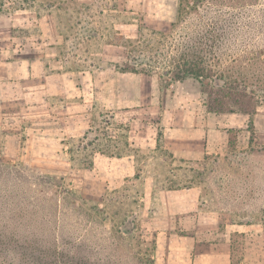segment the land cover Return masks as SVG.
I'll return each mask as SVG.
<instances>
[{"label": "rangeland", "instance_id": "374dc122", "mask_svg": "<svg viewBox=\"0 0 264 264\" xmlns=\"http://www.w3.org/2000/svg\"><path fill=\"white\" fill-rule=\"evenodd\" d=\"M177 4L178 0H97L85 15L76 16L73 11L43 9L41 1L0 0V14L15 12L16 21H22L15 31L22 35L29 28L36 30L27 26L26 15L71 16L72 22L63 24L68 51L84 59H73L74 66L105 65L96 54L105 40L122 46L108 48L118 66L130 56L138 64L153 60L166 65L175 57L172 43L160 51L155 32L175 35L185 27L171 26L178 20ZM220 4L203 0L196 9L235 12L234 33L224 39L247 48L240 56L241 73L264 83V0L247 7ZM103 7L106 12L100 11ZM96 16L95 28L91 19ZM183 23L191 25V18ZM137 38V43L131 42ZM86 39L89 52L84 51ZM133 46L135 51H130ZM156 49L161 56H155ZM159 66L150 69L160 73ZM168 81L162 73L161 83ZM195 82H186L187 92L195 91ZM254 92L258 104L252 125L247 114H213L216 125L229 130L230 140L220 154L174 159L169 166L165 152L159 151L160 158L148 171L155 177L156 191L159 186L189 184L200 190L197 208L171 218L161 213L157 195L151 196L150 189L143 193L134 175L121 179L114 170L100 167L103 171L95 173L89 166L96 147L124 149L126 132L141 128L137 112H111L103 106L74 109L55 102L35 117L25 114L21 104L17 109L0 106V264H166L162 258L183 264H231V253L234 264H264V90ZM150 131L155 130L149 127ZM44 132L45 139L38 137ZM109 133L117 137L105 138ZM156 233L162 239L157 245Z\"/></svg>", "mask_w": 264, "mask_h": 264}, {"label": "crops", "instance_id": "0c3cea01", "mask_svg": "<svg viewBox=\"0 0 264 264\" xmlns=\"http://www.w3.org/2000/svg\"><path fill=\"white\" fill-rule=\"evenodd\" d=\"M30 1H41L43 9L73 11L77 13L76 16H81L92 9L97 0ZM100 11L106 12L107 8L103 7ZM12 13L4 17L0 14V106L17 109L21 104L19 108L24 109L25 114L35 117L43 116L45 111L56 105L55 102L74 109L90 107L95 110L97 106H103L111 108V112H137L136 117L142 116L136 120L141 128L133 133L126 132L124 149L118 152L114 145L96 147L92 150L89 166L95 173H100V167L114 170L121 179L134 175L140 181L143 193L150 189L151 196L157 195L161 213L169 218L197 208L200 190L196 184L159 186L156 191L153 187L155 177L148 174L151 164L160 158L159 151L165 152L163 156L165 160L168 158L169 165L174 159L211 158L213 152L220 154L228 144V127L216 125L213 117L216 113L207 110L197 80L185 77L162 84L161 76L157 73L120 71L116 66L117 60L112 54L109 55L108 48L113 50L122 46L107 40L103 41L101 51L96 53L105 65L82 66L78 62L74 66L71 62L73 59L81 62L84 59L75 57L76 52L68 51L67 28L63 24L72 22L71 16L58 19L56 15L49 18L37 13L34 18L26 15L27 26H33L36 30L29 28L22 35L15 31L22 21H16V13ZM95 18L91 19V25L96 28L99 16ZM121 24L124 25L123 22ZM93 33L96 34L90 32ZM89 40L86 39L84 46L87 52ZM190 79L196 81L195 91L187 92L185 85ZM149 127L155 131L148 132ZM46 134L41 133L38 137L45 139ZM116 137L117 134L109 133L105 138L114 140ZM146 149L148 155L143 154ZM158 234L156 245L162 240ZM155 250L158 253V247ZM157 253L155 257H158ZM160 262L183 264L175 263V260L169 262L167 258H162Z\"/></svg>", "mask_w": 264, "mask_h": 264}, {"label": "trees", "instance_id": "16d2710c", "mask_svg": "<svg viewBox=\"0 0 264 264\" xmlns=\"http://www.w3.org/2000/svg\"><path fill=\"white\" fill-rule=\"evenodd\" d=\"M202 1L178 0L176 8L178 20L177 23L171 22V26L174 28L177 24L178 27L184 25L185 27L180 28L175 35L155 32L160 37L157 40V48L160 51L165 43L168 41L172 43L175 57H172L166 65L158 63L159 66L156 64L158 61L155 62L152 59L153 63L151 61L150 64H138L136 59L130 56L120 66L117 64L116 66L118 70L124 72L157 73L160 76L164 73L169 76L170 80L175 81L193 77L199 83L201 92L205 94V106L208 111L217 114L236 112L247 114L252 125V116L258 104L254 91L256 88L264 90L263 80H259L257 76H251L252 80L250 81L246 74L241 73L244 68L240 67L243 65L240 56L247 48L224 39V36L234 33L235 23L231 19L235 12L214 7L206 8L211 11L206 10L204 13H199L196 7L202 4ZM211 1L217 5L224 2L229 7H247L254 4V0ZM186 17L188 20L191 18L189 26L183 23ZM223 19L226 22L223 23ZM138 41L137 38L131 42L137 43ZM158 49H156L155 56L162 55ZM130 51H135V46ZM261 55H264V48H262ZM235 65L238 67L233 70L232 67ZM154 66L161 67L162 71L158 73L150 69ZM232 259L231 253V264H234Z\"/></svg>", "mask_w": 264, "mask_h": 264}]
</instances>
